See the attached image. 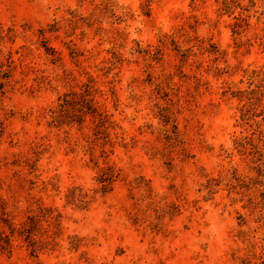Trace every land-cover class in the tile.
<instances>
[{"label": "rangeland", "instance_id": "obj_1", "mask_svg": "<svg viewBox=\"0 0 264 264\" xmlns=\"http://www.w3.org/2000/svg\"><path fill=\"white\" fill-rule=\"evenodd\" d=\"M114 1L116 14H124L123 21L111 25L104 20L100 26L107 32L96 34V25L86 28L79 23L72 28L60 22L57 38L47 34L48 46L61 52V64H52L35 44L36 30L68 17V10L87 17L93 5L76 0H0V62L5 63L8 54L13 61L0 73L4 84V94H0V195L14 221L24 217L30 196L41 197L62 215L54 251L31 257L13 241L10 253H0V264H233L247 254L251 244H256V250L264 244V221L246 207L248 197L264 190V172L258 175V155L252 147L234 144L235 137L248 135L251 128L239 125L242 102L229 89L247 88L246 73L264 65V48L257 42L236 48L252 38L253 31L233 36L228 26L232 19L217 16L219 0H152L148 6L143 5L145 0ZM241 1L246 4L248 0ZM255 1L264 5V0ZM250 23L254 25L255 18ZM182 27L187 36L210 38L223 51L217 65L225 67L224 72L214 75L200 70L197 74L207 85L198 93L178 76L172 81L181 83L180 88L167 87L164 76L176 72L178 64L170 47L163 49L160 62L130 54L136 42L144 49L152 47L163 35ZM115 30L121 36L119 52L124 59L114 70L118 72L116 101L109 92L106 100L104 96L97 100L116 124L111 137L117 133L127 146L116 144L103 158L100 145L89 148L83 140L90 133L88 120L83 130L50 128L45 109L85 81L84 71L96 76L100 89L108 91L106 78L94 65L109 57L108 37ZM185 37H178L179 46L191 45L182 42ZM68 40L84 50L78 65L63 44ZM64 70L73 80H63ZM192 70L188 64L182 67L184 74ZM7 74L10 78L5 80ZM188 89L194 94L189 104L184 101ZM159 108L166 110L160 114ZM168 113L171 120L165 125L162 115ZM172 125L177 127V139L168 140V134L174 137ZM35 143H43L45 150L36 171L28 174L22 161L31 155ZM259 148L264 154V146ZM106 163L120 173L111 191L97 192L85 210L66 205L64 194L73 186L90 193L99 189L98 167ZM234 170L236 176L250 181L245 195L238 188V193L230 192L227 186L236 183ZM26 179L36 181L31 190ZM48 179L58 190L40 191V181ZM255 181H262L263 186L254 185ZM240 232L247 234L248 242ZM73 236L76 249L69 244Z\"/></svg>", "mask_w": 264, "mask_h": 264}, {"label": "trees", "instance_id": "obj_2", "mask_svg": "<svg viewBox=\"0 0 264 264\" xmlns=\"http://www.w3.org/2000/svg\"><path fill=\"white\" fill-rule=\"evenodd\" d=\"M78 3L90 2L93 5L92 12L89 16L84 17L76 12V10H68V17L61 18L60 20H53V22L46 24L45 27H40L36 31L37 40L35 44H38L43 48L44 53L48 61L52 64L60 63L62 61L61 52L48 46V36L55 35L60 30V22L75 28L79 23L81 27L91 28L96 25V34L100 32H107L100 25L104 20L111 25L120 24L123 21L124 14H116L117 3L114 0H76ZM152 0H145L143 5H150ZM217 7V16L222 17L226 15L230 17L232 21L228 24L233 36H242L246 34L250 29L253 31L252 38L245 39L236 45V48L240 46H252L253 42H257L259 46L264 48V5H258L255 0H248L246 4L241 0H219ZM251 18H255L256 23L251 25ZM190 29L194 28V25H189ZM259 31V32H258ZM113 35L108 37L110 47L106 49L109 57L101 64L94 65V68L99 72V75L106 78L104 83L108 86V91L100 89L96 76H93L88 71H84L86 76L85 81H81L76 87H71L67 92L62 93L57 97V103L55 106L49 107L46 110L47 126L50 128H56L58 130L65 127L71 128L76 126L78 130L85 128V123L88 120L90 131L89 134L83 135V140L91 148L92 145H100L101 157L106 158L108 153L112 152L113 147L119 144L123 147L127 146L124 138L117 133H113L111 137V130L114 129L115 123L111 120V115L99 104L98 97H105V100L109 97L115 100L114 84L118 72H114L118 65H121L124 59L119 52L121 38L120 33L115 30ZM186 36L183 43H191L188 47H182L178 44V37ZM2 38L0 34V39ZM64 46L68 50V55L72 62L76 65L80 63V59L85 56L84 50H81L72 41H64ZM170 47L174 52L175 57L178 60V64L175 65L176 72L167 73L165 82L169 89L180 88L181 83H175L172 81L174 76L179 77V81L190 82L191 88L194 93H198L200 88L207 85L206 81H203L198 72L204 70V72H213L214 75H220L224 72L225 67H219L217 61L222 57L223 51L212 42L210 38H200L196 35L187 36V31L184 27L175 33L169 35H163L157 45L148 48H141L139 42H136V48L130 49L131 55H141L146 61L160 62L163 49ZM206 57V59L198 60V58ZM5 63L0 62V73L4 66L11 67L13 63L10 54L5 58ZM191 60V61H190ZM190 61V62H189ZM190 65L194 67L191 74H184L182 67L184 65ZM10 69H8L7 72ZM63 80H73L71 73L64 70ZM6 74V73H3ZM248 86L244 90L233 91L229 89L232 97H236L242 102L239 111V125H248L251 128V132L248 135H242L234 138V144L236 147L247 149L252 147L255 150V154L258 155L256 168L258 175L262 176L264 172V163L262 157L260 145L264 146V65L258 69L252 70L246 73ZM5 80L10 78V75H4ZM150 82V81H149ZM4 84L0 83V94H4ZM77 88V89H76ZM228 91H224L226 94ZM191 91H187V95L184 99L185 103L189 104V97H193ZM171 101V100H170ZM166 109H160V114H163ZM163 116L164 124H168L171 120V113ZM261 117V120L254 121V118ZM2 123L0 122V125ZM172 133L174 137L167 135V139H177V127L172 125ZM109 147V149H107ZM45 150L43 143H35L32 147L31 155L26 156L22 161L23 166L28 169V174H33L37 168V162L40 156ZM97 164V162H94ZM98 167V166H97ZM120 173L114 166L106 163L103 167H98V174L96 181L99 184V189H93L92 193L84 190L82 187L73 186L64 194L65 204L72 205L81 210L88 209L90 203L94 200V196L97 192L105 195L111 191L112 184L119 179ZM37 178V175H34ZM232 178L236 180V183H228L230 192H236L238 189L240 194H244L250 190V181L245 178H241L235 175V170L232 172ZM29 183V190L33 188L36 181L33 179H26ZM211 181V180H210ZM210 183V182H209ZM40 191L58 190L56 183L51 179L41 180ZM254 185L263 186L262 181H255ZM217 185V183H216ZM209 192L211 193V185L208 184ZM1 189V182H0ZM29 205L24 209V217L20 221H14V215L12 211L7 210L6 199L0 195V253H10L13 247V241L19 242L24 246L26 251L31 257H37L39 254L52 252L58 245L57 238L60 234V224L62 215L56 207L47 206L41 197L30 196L28 198ZM246 207L250 208L251 214L258 213V217L264 221V190L257 192L255 197H248ZM243 240L248 242V237L245 232H240ZM76 236L69 237L71 248L76 249L77 244L74 243ZM256 244L250 245V250L243 257H237L236 262L233 264H264V244H259L257 250Z\"/></svg>", "mask_w": 264, "mask_h": 264}]
</instances>
